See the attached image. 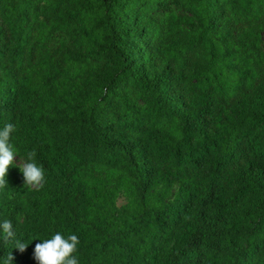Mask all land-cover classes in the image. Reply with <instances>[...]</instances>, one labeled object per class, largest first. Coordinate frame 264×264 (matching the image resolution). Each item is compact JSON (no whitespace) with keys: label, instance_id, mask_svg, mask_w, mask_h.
<instances>
[{"label":"trees","instance_id":"trees-1","mask_svg":"<svg viewBox=\"0 0 264 264\" xmlns=\"http://www.w3.org/2000/svg\"><path fill=\"white\" fill-rule=\"evenodd\" d=\"M66 2L76 7L77 34L86 37L84 51L73 58L102 63L94 88L110 91L122 79L129 80L149 109L175 120L174 133L144 119L104 117L95 91L87 85L69 92L65 118L52 119L37 105L53 92L54 65L40 69L36 87L30 67L21 63L22 45L18 40L3 43L0 129L7 123L15 126L9 143L26 162L27 154L36 151L44 184L22 197L9 167L7 187L0 188V224L10 220L15 238L5 242L0 229V264H5L9 252L14 257L11 264H38L35 245L57 232L65 238L78 237L73 255L79 264H264V89L224 106L213 94L215 85L203 83L207 72L213 71L210 62L191 61V72L184 71L182 64L140 67L134 46L144 32L132 25L125 10L132 0ZM83 10L91 13L88 29L80 16ZM18 12V8L0 10V17L9 20ZM217 15L214 9L206 24L201 15L197 20L210 29ZM23 22L22 17L13 20L11 31L21 29ZM201 37L191 38L188 46L201 44ZM89 162L117 167L129 175L136 198L133 213L112 211L87 218L81 166ZM180 179L184 181L171 201L144 202L157 182ZM147 228L154 229L153 238H167L164 249L152 240L139 251ZM16 239L29 244L23 253L14 247ZM116 245L121 257L110 261L108 250Z\"/></svg>","mask_w":264,"mask_h":264},{"label":"rangeland","instance_id":"rangeland-1","mask_svg":"<svg viewBox=\"0 0 264 264\" xmlns=\"http://www.w3.org/2000/svg\"><path fill=\"white\" fill-rule=\"evenodd\" d=\"M179 1L183 3L182 6L173 0H132L125 8L131 16L132 25L144 32L134 46L140 67L143 64L152 67L182 64L184 71L191 72V61L210 62L213 71L207 72L203 83L208 81L215 85L213 94L224 106L240 95H250L264 89V0ZM12 8H18L19 12L9 20L3 21L0 17V46L6 41L13 43L18 40L24 51L22 66L30 67V78L36 87L40 81V69L52 63L56 71L52 76V94L49 99L43 96L41 104L37 105L43 113L52 119L65 118L69 92L87 85L93 93L95 91L96 104L104 117L115 121L144 119L146 124L174 133L175 120L149 109L129 80L122 79L110 91L94 88L102 69L101 61L88 58L86 61H76L72 56L82 53L86 47V37L77 34L76 24L73 23L74 5H68L66 0H3L0 10L8 12ZM214 9L218 15L213 28L200 26L197 15L203 16L206 24L210 11ZM80 16L88 29L91 13L83 10ZM21 17L24 21L22 28L11 31L10 23ZM197 35L202 36V43L188 46V41ZM240 77L243 78L241 83ZM181 86L187 89V85ZM64 125L67 127V123ZM13 150L17 155L12 165L15 187L23 197L32 188L25 186L23 174L17 167L26 161ZM81 176L86 183L88 219L94 213H133L136 198L129 175L123 170L101 162H89L81 166ZM181 181L184 179L157 182L144 202L159 205L171 201ZM153 234L154 229H144L141 235L144 242L139 251L148 248L152 240L162 249L167 246L165 236L153 238ZM120 251L119 245L109 248L108 254L112 257H108V260L120 259Z\"/></svg>","mask_w":264,"mask_h":264},{"label":"clouds","instance_id":"clouds-1","mask_svg":"<svg viewBox=\"0 0 264 264\" xmlns=\"http://www.w3.org/2000/svg\"><path fill=\"white\" fill-rule=\"evenodd\" d=\"M14 130L15 126L12 123H7L3 129H0V188L7 187L6 176L8 169L13 165L17 156L9 143L10 134ZM36 155L35 150L30 151L27 154V162L17 165L23 174L25 186L31 188H40L44 184V169L43 166L37 165L35 162ZM0 229H2L5 242L15 238L10 220H4L0 224ZM41 241V243L35 245L33 253L34 259L38 264H79L78 258L73 255L77 251V245L79 244L76 235L72 234L65 238L61 233L57 232L51 239ZM28 245V243L16 239L14 247L23 253ZM13 259L14 257L9 252L5 258V264H11Z\"/></svg>","mask_w":264,"mask_h":264}]
</instances>
